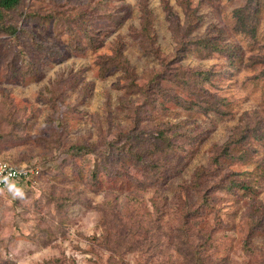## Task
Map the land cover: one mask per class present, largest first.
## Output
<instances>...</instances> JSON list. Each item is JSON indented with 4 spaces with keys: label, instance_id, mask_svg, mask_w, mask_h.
<instances>
[{
    "label": "rangeland",
    "instance_id": "374dc122",
    "mask_svg": "<svg viewBox=\"0 0 264 264\" xmlns=\"http://www.w3.org/2000/svg\"><path fill=\"white\" fill-rule=\"evenodd\" d=\"M141 5L154 53L139 45ZM15 9L0 31V160L39 174L0 187V264H264V0H21ZM203 38L215 48L206 57L177 50ZM117 45L128 74L99 77ZM164 66L209 71L201 85L212 111L160 99L141 112L137 88ZM164 123L181 148L155 155L164 167L153 175L156 163L132 155L139 142L126 137ZM246 127L249 142L225 158ZM198 185L211 201L204 213ZM126 229L144 245L115 251Z\"/></svg>",
    "mask_w": 264,
    "mask_h": 264
},
{
    "label": "trees",
    "instance_id": "16d2710c",
    "mask_svg": "<svg viewBox=\"0 0 264 264\" xmlns=\"http://www.w3.org/2000/svg\"><path fill=\"white\" fill-rule=\"evenodd\" d=\"M21 5V0H0V31L1 28L5 27V13L8 11L17 10ZM18 7V8H17ZM141 15L143 26L139 32V45L141 48L146 49L154 53L153 49H151V43H152V33L148 29L147 23L149 20H151V16L148 12V10H145L144 7L141 5ZM248 10V6H244L242 8H239L235 11L234 15L238 19V21H241L244 16L245 12ZM146 11V12H145ZM45 15L43 16V19L48 20H56L60 16L57 14H54V16ZM116 20V19H115ZM7 27V25H6ZM10 28V27H9ZM11 28H14L11 26ZM186 34L188 33V27H186ZM70 30V29H69ZM90 33L88 29H84V32H82V36L85 37L86 40H88L90 43H92L93 35L91 33V29L89 28ZM71 39L80 40V37H78L75 32L71 31L70 33ZM75 38V39H74ZM201 39V38H200ZM208 41H205V38L202 40L199 39H193V40H186L183 43L182 50L187 52V50L192 51L196 56L199 57H206L211 52H214L215 48L209 47L210 43H207ZM181 46V43L178 45ZM49 52V51H48ZM157 54V52H156ZM128 61L125 59V57L122 54L121 47L119 45L113 47L111 51V55L107 56L102 62L99 64V77L105 76L109 71L112 69L118 70L124 75L128 74L129 66ZM210 78V72L209 71H202L198 73L189 72L186 71L180 67L175 68H168L166 66L163 67L162 71L159 73H154L153 75L149 76L146 84L142 88H137L138 93L143 99V106L141 112H144L147 109H154L156 108V104L160 105L158 102L160 99L162 100V103H168L173 104L179 108H182L184 110H189L193 107H196L199 112L207 113L209 111H212L213 103L212 98L210 95H208L204 88L202 87L201 83L207 81ZM135 81H133V84ZM165 83V84H163ZM174 86V87H173ZM179 91V92H177ZM186 94L183 98L182 95ZM216 107H218V104H215ZM5 113H8L6 111ZM4 113V114H5ZM144 131H138L136 134H129L126 138L127 139H136L139 144L132 143L133 150L132 155L137 156L138 159H141V157H146L148 160H150V166L156 163L157 166L155 170H151L152 174L158 175L160 172V166H163V163L159 161L157 158H155V155H159L160 160H163L167 158L170 154H172L176 149L181 148V140L178 136V133L173 131L171 129V126L168 125V123H164L162 125H159L154 128H148L143 127ZM247 127L242 130V132L237 136L232 138L227 144L223 146L222 152H224V157L231 159V151L234 147L244 146L246 145L251 136L247 133ZM255 133H253L254 135ZM179 138V139H178ZM257 138V135H256ZM190 139V137H189ZM126 140V139H125ZM141 143V144H140ZM117 144V141H112L108 143L110 148L114 150L115 146ZM109 150V149H107ZM110 151V150H109ZM144 153L145 155H143ZM239 158L241 160H246L245 155H239ZM214 164H217L219 166V160L216 159L214 161ZM195 177H202L206 178L205 173L203 170H199L197 173H195ZM206 183L205 181H201L200 184ZM204 186V185H203ZM232 186H228L225 189H229ZM196 190L200 192V198L199 203L201 208L203 209L202 212L204 213L206 210V207L209 208V196L204 192V188L202 186H197ZM198 207V206H197ZM200 213V212H199ZM198 215V213H195ZM254 219V216L250 213V218ZM121 236L118 240L120 242H116V249L115 251H119L120 248L122 249L124 246L125 248H129L126 243H129L132 248L137 250L138 246L144 245V236H142L140 233L137 235H134L130 229H126L125 232L123 230H116V235ZM142 236L141 239H138V237ZM134 241L131 242V241ZM249 239L246 237L244 240V247L246 250L250 251L249 247ZM150 247V245H149Z\"/></svg>",
    "mask_w": 264,
    "mask_h": 264
},
{
    "label": "built area",
    "instance_id": "2783aa9c",
    "mask_svg": "<svg viewBox=\"0 0 264 264\" xmlns=\"http://www.w3.org/2000/svg\"><path fill=\"white\" fill-rule=\"evenodd\" d=\"M38 174L39 170L35 167H20L5 160H0V187H4L10 182L36 177Z\"/></svg>",
    "mask_w": 264,
    "mask_h": 264
}]
</instances>
